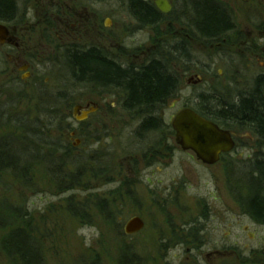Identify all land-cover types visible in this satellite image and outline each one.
Wrapping results in <instances>:
<instances>
[{
	"label": "rangeland",
	"instance_id": "1",
	"mask_svg": "<svg viewBox=\"0 0 264 264\" xmlns=\"http://www.w3.org/2000/svg\"><path fill=\"white\" fill-rule=\"evenodd\" d=\"M171 1L174 10L157 32L137 23L128 0H17L21 17L18 38L23 49L0 47V111L4 119L11 112L16 116L34 109L37 79L53 97L67 88L71 101L82 106L95 102L99 107L85 123L75 120L73 108L66 112L69 119L65 122L72 130L60 138L65 139V145H72L81 160L80 186L74 187L77 183L72 180L62 181L61 186V179L52 178L43 165L33 166L30 182L0 174V201L9 199L14 208H22L29 216L24 221L36 228L33 235L45 264H126L131 258L133 264H156L157 237L163 236L169 246L159 252L163 258L157 259V264H183V257L177 259L183 250L174 246L171 226L178 229L192 219L199 221L195 225L200 224L205 257L215 247L226 254L219 264H264V224L247 215L238 199L239 194L243 198L247 195L241 182L249 181L251 166L245 161L255 160L254 154L262 152L253 133L240 128L236 155L208 166L193 153L183 151L168 128L185 107H200L203 100L212 97L215 101L239 92L247 96L262 73L261 64L241 57L220 59L208 41L183 44L180 38L189 29L187 17L182 0ZM236 6L233 20L243 28L249 26L252 41L263 46L264 13L252 7L249 13ZM58 14L72 20V25L78 21V32H71L69 23L61 24ZM174 44L182 53L169 56L167 64L180 79L179 91L158 112L167 132L147 135L143 141L137 135L141 120L123 110L121 96L88 86L73 89L60 59L66 47L75 45L100 48L123 66H142L152 53L168 52V45ZM11 57L16 60L11 62ZM25 59L33 66V78L27 83L18 71ZM196 75L199 83L198 78L193 84L187 82ZM73 130L77 135L72 139ZM76 139L81 143L74 147ZM130 159L137 161L130 164ZM67 185L73 187L65 188ZM103 200L108 202L109 218L97 208ZM71 203L86 204V215L73 217ZM134 216L145 221V229L135 236L123 235L125 223ZM155 227L160 232L155 233ZM6 233L0 231V240ZM0 264H12L1 250Z\"/></svg>",
	"mask_w": 264,
	"mask_h": 264
},
{
	"label": "trees",
	"instance_id": "2",
	"mask_svg": "<svg viewBox=\"0 0 264 264\" xmlns=\"http://www.w3.org/2000/svg\"><path fill=\"white\" fill-rule=\"evenodd\" d=\"M181 3L183 9L188 8V12L184 14L187 17V32L190 37H203L211 41L229 27L227 12L214 0H182ZM128 6L140 26L155 28L157 32L160 25L170 18L161 14L153 2L148 0H128ZM20 20L17 0H0V22L6 24ZM168 47V52L152 53L148 62L142 66L124 67L96 47L68 46L63 50L60 59L63 60L73 89L88 86L101 93L115 91L121 96L123 110L142 122L137 135L143 141L147 135L167 132L166 123L158 112L179 91L180 79L169 70L167 60L169 56H178L182 52L177 44ZM34 84L37 88L33 89L35 105L32 111L16 116L11 112L8 119H4V113L0 111V174H8L20 182H30L29 174L34 167L43 165L52 178L61 179V186L62 181L66 184L71 180L77 183L74 187L80 186L82 182L79 178L83 172V168L79 166L81 160L75 156L72 145H65V139L60 138L72 130L65 122L69 118L65 117H69L67 110L74 108L77 103L70 100L72 95L67 88L55 93L53 97L42 88L39 79ZM252 88L249 95L241 99L239 107L235 110L225 108L223 111L231 115L233 110V118L237 119L240 127L253 131L259 139L258 148L263 152L264 79L255 81ZM199 105L200 107L191 108L219 126L228 129L231 125H236L232 117L223 122L219 119L220 112L212 97L207 102L203 100ZM15 108L16 105L13 104V109ZM3 128H6L7 132H3ZM169 128L174 134L171 127ZM248 162L251 166V173L247 175L249 181L241 182L247 195L243 198L242 194H239L238 199L246 214L264 224V154L257 156L255 160L245 161ZM72 187L65 186L68 189ZM70 207L69 212L77 219L80 218V213L86 215L85 210L88 208L83 203H71ZM97 208L107 218L111 216L107 201H100ZM25 216L22 208H14L9 199L0 201V231H7L0 240V250L12 264H45L39 244H36L33 235L36 228L24 221ZM13 220L17 221V224H13ZM16 225L18 227H15ZM132 261L131 258L126 264H133Z\"/></svg>",
	"mask_w": 264,
	"mask_h": 264
},
{
	"label": "flooded vegetation",
	"instance_id": "3",
	"mask_svg": "<svg viewBox=\"0 0 264 264\" xmlns=\"http://www.w3.org/2000/svg\"><path fill=\"white\" fill-rule=\"evenodd\" d=\"M150 2H153V4L155 5L154 0H148ZM172 6V11L174 10V3L171 0H168ZM216 3H218L222 9H224L227 14H228V19H229V27L222 31L221 33H219L214 39L207 40L203 37H195L192 38L188 35V32L185 31L184 37L180 38L181 42L183 44L186 45H192L195 43H200L203 44V42H205L207 44L208 43H212L215 50H217V56L218 58L222 59L224 57H229L230 58H234V57H241V59L247 60L248 62H251V60H255L257 62H260L261 64V69H262V73L258 74V76L256 77L255 81H257L258 79H264V45H260L259 43H254L252 41V31L250 29V27H242V26H238L237 23L235 22V20H233L232 14L235 11V9L237 8L236 4H238L241 7L240 8H244L247 9L249 11V13H252V9H257L259 10L258 12H262L264 13V0H214ZM230 1H234L235 5L233 7L234 3H229ZM244 5V6H243ZM156 7V6H155ZM252 7V9H251ZM157 8V7H156ZM158 10V9H157ZM159 11V10H158ZM171 11V13H172ZM183 13H187L188 12V8L183 9L182 8ZM160 12V11H159ZM161 13V12H160ZM170 13V14H171ZM163 14V13H161ZM168 14V15H170ZM164 16H168L163 14ZM56 18L58 19V21L63 24L66 25L67 23L70 24V29L72 30L71 32L76 33L78 32L79 28V23L78 21H76L75 23H73L72 25V20L69 22L67 20H64V18L62 16H60L59 14L56 16ZM137 21V20H136ZM137 23L139 24V22L137 21ZM18 22H10V23H6L5 26L7 27L8 31H9V37H10V44L6 45L8 46L11 50L13 51H22L23 47L21 45V43L19 42V34H18ZM160 27H162L160 25ZM154 29V28H152ZM261 31H262V39L261 41H264V24L261 27ZM177 38L181 37L179 33H176ZM203 41V42H202ZM181 43V44H182ZM71 47H75V45L71 46ZM97 48V47H96ZM100 49V48H97ZM102 50V49H101ZM104 51V50H103ZM19 52L17 54H19ZM11 60V62H14L16 60V58H9ZM130 65H124V67H129ZM21 75H22V82L27 83L31 78H33V66L31 64V62H29L28 60H23L21 62V66L19 67L18 70ZM199 75H196L195 77H193V79L187 80L188 83H195V78H198ZM199 79V78H198ZM200 80H198L199 83ZM255 83V82H254ZM242 92L236 93L235 96H232L233 94H228L224 97L219 96L218 98H216L215 102L216 105L218 107V111L220 112V114H218L219 119L223 122L225 120H227L228 118H231L235 121L236 125H231L228 129H226V127L220 126L221 128H223L224 130H227L231 136L232 139L234 141L235 147L234 150L231 151L230 153H225L223 155H221L220 160L218 161V163L220 161H222L225 157L227 156H234V154L236 155L237 153V149L239 147V139H238V130H240V128L242 129H246V127H240L238 124V122L236 121L237 119L233 118V110H235L236 107H239L240 101L241 99L245 98L243 96H241ZM249 95V94H248ZM79 106V105H78ZM97 107L99 109V107L97 106V104H95V102L93 103H89L86 106H81L82 110L81 112L86 109H90L91 107ZM234 106V107H233ZM230 108L233 109L231 110V115H229V113H227L226 111H223ZM81 112L78 113V115H81ZM98 112V111H97ZM96 112V113H97ZM225 112V113H223ZM95 113V114H96ZM90 118H88L86 121H78L76 120L78 123H85L89 120ZM220 121V122H221ZM142 122H140L141 124ZM172 124V123H171ZM171 129H172V125ZM168 128H169V124H168ZM170 129V128H169ZM249 129V128H248ZM250 130V129H249ZM251 133H253L252 130H250ZM72 134V139L77 135V131L73 130ZM251 135V134H250ZM253 138H256L257 142H259L258 137L253 133ZM252 141L255 142L256 140ZM81 141L76 139V142L74 143V147L77 146V144L80 145ZM261 154H264L263 152L261 153H257L254 154L255 158ZM250 160H252V158H250ZM137 160L132 161L130 159V164H133V162H135ZM254 169H252L253 171ZM136 172H139L138 170H136ZM168 189L170 190V187H168ZM249 215V214H247ZM253 220H255L256 222H258V220H256V218H254L252 215H249ZM140 218L139 216H134L132 218H130L124 226V232H122V234L127 235V236H135L137 234H140L146 227V223L144 222V227L141 231L134 233V234H128L126 231L127 228V224L130 222V220H132L133 218ZM189 218H195V217H189ZM193 221H188L185 222V224L180 227V228H176V227H172L173 228V234H174V238H171V240L175 242L174 246L175 247H182L183 253L182 251L179 253L180 255L177 256V259H182V257L185 259V263L183 264H219V260L221 257H224L226 254L222 253L218 248H213L210 252L207 253V256H204V239H202V231L199 228V226L195 225L196 219H192ZM199 222V221H198ZM158 227H155V233L156 231L160 232L158 229ZM164 232V235H168V232L166 229L162 230ZM163 237H157V240L159 244V246H157V250H159L160 253H162V250H165L169 244L166 238ZM157 252L155 253L157 256L153 257V261L157 264L158 260L157 259H162L163 257H161L160 253ZM160 257V258H159ZM183 259V260H184ZM98 264V263H97Z\"/></svg>",
	"mask_w": 264,
	"mask_h": 264
},
{
	"label": "water",
	"instance_id": "4",
	"mask_svg": "<svg viewBox=\"0 0 264 264\" xmlns=\"http://www.w3.org/2000/svg\"><path fill=\"white\" fill-rule=\"evenodd\" d=\"M154 2L161 13L169 14L172 11L168 0H154ZM6 43H10L9 32L4 25L0 24V44ZM79 109L76 108V115ZM91 112L84 111L82 116L76 118L79 121L86 120ZM172 127L176 132L177 143L182 150L193 152L197 159L206 165H215L222 154L231 152L235 146L228 131L222 130L217 124L190 108H186L176 115ZM143 227V220L136 217L127 224L126 231L128 234H134L141 231Z\"/></svg>",
	"mask_w": 264,
	"mask_h": 264
}]
</instances>
